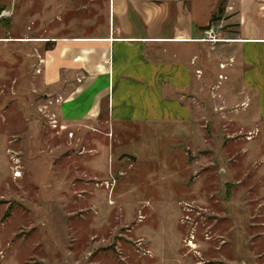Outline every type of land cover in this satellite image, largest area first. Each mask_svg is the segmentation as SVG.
I'll return each mask as SVG.
<instances>
[{
	"label": "rangeland",
	"instance_id": "obj_1",
	"mask_svg": "<svg viewBox=\"0 0 264 264\" xmlns=\"http://www.w3.org/2000/svg\"><path fill=\"white\" fill-rule=\"evenodd\" d=\"M50 2L0 0V264H264V107L223 110L200 82L189 124L61 127L37 86L44 47L22 41L107 0ZM234 66L210 77L219 93ZM185 103L156 97L144 116Z\"/></svg>",
	"mask_w": 264,
	"mask_h": 264
},
{
	"label": "crops",
	"instance_id": "obj_2",
	"mask_svg": "<svg viewBox=\"0 0 264 264\" xmlns=\"http://www.w3.org/2000/svg\"><path fill=\"white\" fill-rule=\"evenodd\" d=\"M106 7L104 17L93 14L79 21L69 15L71 24L58 29L52 18L44 37L22 41L44 47L37 86L58 123L102 127L106 115L107 127L189 124L195 122L200 82L212 84L211 97L223 101L218 108L235 103L230 112L252 107L253 115H262L264 0H107ZM61 11L55 20L64 21L62 15L72 9ZM216 16L220 22L213 33L220 40H203ZM78 21L80 26H72ZM233 62L237 87L219 93L220 85L210 77ZM203 70L204 81L199 78ZM156 97L187 101L188 116L145 117ZM259 121L264 125V118Z\"/></svg>",
	"mask_w": 264,
	"mask_h": 264
},
{
	"label": "built area",
	"instance_id": "obj_3",
	"mask_svg": "<svg viewBox=\"0 0 264 264\" xmlns=\"http://www.w3.org/2000/svg\"><path fill=\"white\" fill-rule=\"evenodd\" d=\"M213 26L214 25H212V27L206 31V37L203 40L212 41V42H217L220 40V38L217 37V35L215 33H213ZM42 62H43V60H42ZM56 122H57V120H56ZM54 124L57 126L58 123H54ZM61 127L66 128L67 126L64 125Z\"/></svg>",
	"mask_w": 264,
	"mask_h": 264
},
{
	"label": "water",
	"instance_id": "obj_4",
	"mask_svg": "<svg viewBox=\"0 0 264 264\" xmlns=\"http://www.w3.org/2000/svg\"><path fill=\"white\" fill-rule=\"evenodd\" d=\"M11 11H4L2 14H0V19H5L7 17L11 16Z\"/></svg>",
	"mask_w": 264,
	"mask_h": 264
},
{
	"label": "bare ground",
	"instance_id": "obj_5",
	"mask_svg": "<svg viewBox=\"0 0 264 264\" xmlns=\"http://www.w3.org/2000/svg\"><path fill=\"white\" fill-rule=\"evenodd\" d=\"M42 40H43V39H42ZM17 175H18V176H22L21 173H18ZM189 245L194 246V247L196 246L194 241H191V242L189 243Z\"/></svg>",
	"mask_w": 264,
	"mask_h": 264
},
{
	"label": "trees",
	"instance_id": "obj_6",
	"mask_svg": "<svg viewBox=\"0 0 264 264\" xmlns=\"http://www.w3.org/2000/svg\"><path fill=\"white\" fill-rule=\"evenodd\" d=\"M215 20H217V16H216V17H214V19H213V22H214ZM212 25H213V24H212ZM212 25H211V26H209V27L207 28V30H208V29H210V28L212 27Z\"/></svg>",
	"mask_w": 264,
	"mask_h": 264
}]
</instances>
